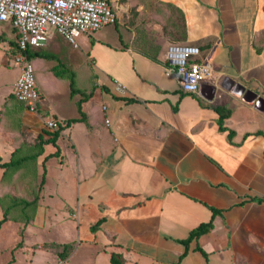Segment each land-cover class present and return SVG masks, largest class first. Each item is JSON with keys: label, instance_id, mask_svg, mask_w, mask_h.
<instances>
[{"label": "crops", "instance_id": "1", "mask_svg": "<svg viewBox=\"0 0 264 264\" xmlns=\"http://www.w3.org/2000/svg\"><path fill=\"white\" fill-rule=\"evenodd\" d=\"M108 1L125 38L104 37L106 27L89 41L82 35L79 44L88 41L90 50L79 49L71 64L84 66L89 92L38 89L36 111L20 114L17 77L0 95V153L15 159L18 136L36 160L49 156L39 191L33 198L24 191L20 201L51 213L52 224L60 213L70 221L59 237L67 236L56 239L63 261L81 252L91 264H111V253L123 264H264V199H251L264 198V0ZM50 37L31 52L48 56L40 47ZM171 43L197 45L209 63L211 78L199 93L182 92L165 74ZM218 108L229 112L224 129ZM80 116L56 145L45 142L52 132L45 120L63 126ZM0 169L1 183L7 173ZM210 219L212 228L179 259V240ZM74 238L77 247L64 252Z\"/></svg>", "mask_w": 264, "mask_h": 264}, {"label": "rangeland", "instance_id": "2", "mask_svg": "<svg viewBox=\"0 0 264 264\" xmlns=\"http://www.w3.org/2000/svg\"><path fill=\"white\" fill-rule=\"evenodd\" d=\"M105 27L104 30H101L107 33L104 37H109L113 41H116L120 35L123 37L125 35L121 26L119 27V31L111 24ZM49 32L48 38L51 34L52 36L49 39L48 45L40 47V50H43L48 56H37L31 59L37 89L44 93L69 92L76 87L81 91L89 92L88 87L91 82L83 69L84 66L71 64V62H74L76 59L78 60L76 53H79V49L83 51L90 50L88 41L92 36H96V33L99 31L87 36L89 38L87 39L88 41H82L81 44H79L81 38L84 37L81 35V37L77 38L79 45L77 48L68 43L54 28L50 27ZM14 33L13 27L9 23L0 22V95L12 90L11 83L15 77H18L21 68V64L15 61L12 54L15 50L10 45V42H8L13 39ZM98 44L105 43L98 42ZM51 55H55L54 58ZM2 57L4 62L1 61ZM64 67L66 68L65 70L63 69ZM70 93L73 94L75 92ZM3 102L4 100L0 98V107ZM18 109L20 114L22 108L19 106ZM4 115L11 125L14 126L15 119L14 115L10 114V107L4 112ZM2 122L0 120V123ZM16 122L21 126L19 118H16ZM16 126L18 125L16 124ZM16 138L18 139L13 138L14 147L15 150H20L19 154L14 155V158L18 159L22 157L18 155L23 154L25 158L20 162L19 166L13 169L9 167L10 170L1 179L0 183V219L4 211L6 213V220L0 225V264H91L89 256L81 257V252H78L67 261L61 260L57 255L59 250L58 245L61 242L58 243L56 239L62 241L67 236L59 237L63 234L65 226L70 224L69 220H64L65 218L59 219V217H62V213L57 214V211L54 212L58 217H56L57 222L52 224L49 220L51 213L45 214L44 210L33 208L32 202L30 203L31 206L26 208L28 203H19L16 199H13V197L23 196L26 190L32 198L35 197V193L39 191L40 181L42 180L40 178L42 176L41 172L45 167L43 161L45 158L43 160L40 159V161L36 160L34 158L36 154L33 155L34 148H27V145L19 141L18 136ZM16 145L18 146L16 147ZM2 148L0 144V150ZM0 155L2 159L7 161L12 158V156L9 157L4 152L3 154L0 153ZM58 158L56 156L55 160ZM10 193L13 194L10 195ZM13 201L17 202V207L10 204ZM68 219L72 221L77 220V214L74 210L68 214ZM62 222L65 223L64 226H62ZM70 243V247L73 249L79 244L76 238L70 241Z\"/></svg>", "mask_w": 264, "mask_h": 264}, {"label": "built area", "instance_id": "3", "mask_svg": "<svg viewBox=\"0 0 264 264\" xmlns=\"http://www.w3.org/2000/svg\"><path fill=\"white\" fill-rule=\"evenodd\" d=\"M116 21L117 15L107 0H0V22L9 23L17 34V51L12 54L21 68L14 84V98L27 110L36 111L40 94L32 63L23 52L43 45L50 27L77 47L81 35H92ZM200 53L197 45L189 43H171L166 48L164 72L175 77L184 93H199L201 86L210 81L211 67L200 59ZM116 85L123 90L119 83ZM105 123H109L107 118ZM44 124L48 131L59 126L54 119H47Z\"/></svg>", "mask_w": 264, "mask_h": 264}, {"label": "trees", "instance_id": "4", "mask_svg": "<svg viewBox=\"0 0 264 264\" xmlns=\"http://www.w3.org/2000/svg\"><path fill=\"white\" fill-rule=\"evenodd\" d=\"M107 1H108V0H107ZM115 23H116V22H115ZM115 23H114V24H115ZM10 43H11L13 49H14L15 51H17V35H16L15 39L12 40ZM32 49H33V47H31V48L28 47V48L23 52L25 58H26L27 60H29L30 62H31V59H32L33 57L39 56V54L31 52ZM71 90H72V89H71ZM71 92H72V91H71ZM12 96L14 97L13 94H12ZM12 96H10V97H12ZM10 97H9V98H10ZM17 102H18V101H17ZM18 103H19L18 105L20 106V108L24 107V105H23L22 103H20V102H18ZM79 110H80V109H79ZM217 112H218V114H219V116H218V120H217V122H218V126H219L220 129H224V128H223V125H222V124H223V119H224V117H225L229 112H228V110H227L226 112H223V111L220 110L219 108L217 109ZM80 115H81V113H80ZM80 120H82V116H80L79 118H71V119H69V120L66 121L65 125H63V126H62V125H59L58 128L55 129L54 131H52V132H47V131H45L44 133H46L47 135H49V137L45 139V142H46V143H47V142H48V143H52V144L56 145L55 142H56V139H57L58 136H59L60 131H62L65 127L69 126L71 123H74V122H77V121H80ZM38 139H39V138H38ZM41 139H42V137H40L39 141H37V143L40 144V145L42 144V140H41ZM19 141H20V139H19ZM20 142H21V141H20ZM17 146H18V145H16V147H17ZM16 150H17V149H16ZM19 150H20V149H18L17 151L19 152ZM55 154H57V151L54 153V155H55ZM52 155H53V154H52ZM18 156H22V157H20V158H18V159H11V160L8 161V162H3V163L0 164V166L3 167V168L5 169V173H7L10 169H13L14 167L19 166V165H20V162H22V161L24 160V158H25V156H23V155H18ZM47 157H49V156H47ZM47 157H45V159H46ZM9 167H10V169H9ZM44 170H45V167L43 168V171H44ZM4 176H5V175H4ZM42 181H43V177H42ZM10 195H12V193H10ZM10 198H11V197H10ZM19 198H20V196H18V197H13V199H16V201H18L19 203H22V202L20 201ZM251 199H252V200H255V201H262L264 198H262V197H253V198H251ZM16 201L10 202V204H13L12 206L17 207L18 204H17ZM30 206H31V205L28 204V205H26V208H29ZM211 209H212L213 215H214L215 213H220V210H217V209H215V208H211ZM5 220H6V213H5V211H4V213H3V215H2V218L0 219V225H1V223H3ZM94 228H95V226H94ZM211 228H212V219H210L208 222L200 223L198 226H196L195 228H193V229L189 232L188 236H187L185 239L179 240V242L182 243V244L184 245V247H185L184 252L179 256V259H181L183 256L186 255V253H187V251H188V246H189L190 241H192L193 239L196 240L200 235H202V234L208 232ZM70 246H71V244H66V245H64V246H63V250H64V252L67 251V250L70 248ZM195 249L198 250V251H200V252H202V254L206 257L205 252L202 251V249H201L199 246H196ZM64 255H66V253H65V254H64V253H60V257H61V258H63ZM110 263H111V264H123V260H122V258H121V256H120L119 254L111 253V256H110ZM174 264H176V263H174Z\"/></svg>", "mask_w": 264, "mask_h": 264}, {"label": "water", "instance_id": "5", "mask_svg": "<svg viewBox=\"0 0 264 264\" xmlns=\"http://www.w3.org/2000/svg\"><path fill=\"white\" fill-rule=\"evenodd\" d=\"M203 87V85L201 86V88Z\"/></svg>", "mask_w": 264, "mask_h": 264}]
</instances>
